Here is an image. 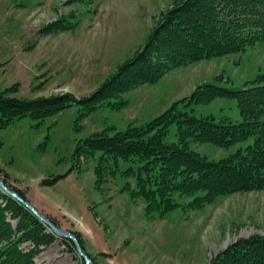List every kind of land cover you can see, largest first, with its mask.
Wrapping results in <instances>:
<instances>
[{"label":"rangeland","instance_id":"rangeland-1","mask_svg":"<svg viewBox=\"0 0 264 264\" xmlns=\"http://www.w3.org/2000/svg\"><path fill=\"white\" fill-rule=\"evenodd\" d=\"M177 2L0 0V90L24 100L68 92L88 96L133 57L160 14ZM62 19L73 26L43 31ZM258 78L264 79V43L174 67L80 118L76 103L39 123L24 115L0 130V177L58 227L78 232L93 264H211L238 239L264 234V190L220 195L199 207L191 203L203 193H175L176 207L147 213L146 201L133 195L135 178L123 173L128 163L121 162L114 175L104 174L98 184L94 168L99 153L88 158L74 150L80 139L109 127L124 130L150 121L198 85L241 86ZM184 104L178 107L196 116L241 119L234 98ZM165 141H177L174 124ZM189 146L209 159L227 156L236 147ZM64 239L56 236L34 255V262L84 264L72 241Z\"/></svg>","mask_w":264,"mask_h":264},{"label":"trees","instance_id":"trees-1","mask_svg":"<svg viewBox=\"0 0 264 264\" xmlns=\"http://www.w3.org/2000/svg\"><path fill=\"white\" fill-rule=\"evenodd\" d=\"M160 15L133 57L121 63L115 73L88 96L77 98L68 92L24 100L8 96L9 89L0 90V130L24 115L39 123L74 103L79 105L80 118L118 94L155 82L174 67L242 53L264 43V0H180ZM72 26L62 19L43 31ZM217 97L234 98L241 119L196 116L178 107L181 102L187 107L205 104ZM173 124L177 141L166 142ZM190 142L236 147L227 156L209 159L191 149ZM96 153H99L94 168L96 182L100 184L106 173L114 175L121 162L128 163L123 173L135 178L137 188L133 195L146 201L147 213L163 214L176 207L175 193H203L191 203L199 207L220 195L264 190V79L232 87L213 82L198 85L188 97L174 102L150 121L124 130L109 127L80 139L74 150V155L88 158ZM0 178L28 201L22 191ZM45 217L57 225L56 220ZM10 219L15 220V225ZM47 229L21 203L0 190V264H36L34 255L56 238ZM73 233L80 242L79 233ZM25 242L31 245L29 249L21 247ZM211 264H264V234L238 239Z\"/></svg>","mask_w":264,"mask_h":264},{"label":"water","instance_id":"water-1","mask_svg":"<svg viewBox=\"0 0 264 264\" xmlns=\"http://www.w3.org/2000/svg\"><path fill=\"white\" fill-rule=\"evenodd\" d=\"M0 190L11 196L19 203H21L25 208H27L32 214H34L42 223H44L50 231L59 238H66L72 241L76 252L83 259L84 264H93L88 255L82 250L79 241L75 234L68 229L58 227L54 222L40 214L30 203L25 201L17 192L8 188L5 183L0 179Z\"/></svg>","mask_w":264,"mask_h":264},{"label":"crops","instance_id":"crops-1","mask_svg":"<svg viewBox=\"0 0 264 264\" xmlns=\"http://www.w3.org/2000/svg\"><path fill=\"white\" fill-rule=\"evenodd\" d=\"M48 211L50 212V208H48Z\"/></svg>","mask_w":264,"mask_h":264}]
</instances>
